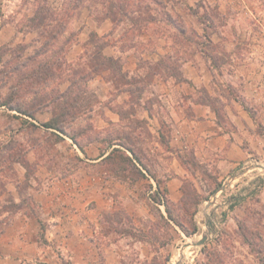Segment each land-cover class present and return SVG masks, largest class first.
Instances as JSON below:
<instances>
[{
	"label": "rangeland",
	"instance_id": "obj_1",
	"mask_svg": "<svg viewBox=\"0 0 264 264\" xmlns=\"http://www.w3.org/2000/svg\"><path fill=\"white\" fill-rule=\"evenodd\" d=\"M38 3L48 4L59 14L65 6L77 5L75 18L60 38V42H67L60 54L67 65L86 76L89 74L87 83L79 81L77 102L81 111L78 110L73 129L80 132L97 125L94 131L102 135L103 121L100 117L97 123L91 121L89 111L98 107L96 113L100 114L109 100L105 97L108 87L102 80L92 81L94 90L91 91L88 83L94 75H105L111 81L109 104L127 112L128 118L123 125L116 123L108 127L107 136L111 140H122L144 159L155 180L160 182L165 197L171 201L175 219L189 231L197 228L188 236L170 220L164 204H156L151 199V184L145 181L135 189V194L124 196L105 214L108 222L101 219L95 233L97 249L88 258L89 264H174L178 251L190 245L193 246L192 256L184 264H262L259 257L264 256V151L252 149L251 144L264 138V0H205L196 7L186 6L187 2L182 0H0V47L8 51L7 56L17 55L18 62L42 47L39 31L26 24L35 14ZM107 9L115 24L112 32L107 31L105 23ZM107 44L110 45L108 51L117 55L119 51L133 50L136 59L126 61L125 65L112 55L110 59L103 52ZM166 45L170 57L164 55L159 61L149 58ZM185 61H191L197 68L200 87L193 89L192 82L175 87V82V92L192 91L199 99L207 90L223 126L232 130L237 116L243 126L247 125L237 133L243 138V147L254 154L239 165L238 172L233 170L223 178L214 158L207 162L197 155L195 148L171 144L169 128H164L165 133L159 138L145 119L132 116L141 104L161 106L156 75H174L179 79ZM94 69L97 71H92ZM57 76L60 79L61 76ZM203 80L208 83V89ZM55 83L52 86L57 85ZM64 83L60 84V90L65 88ZM9 86H3L1 92L7 93ZM123 90L129 91L128 99L118 96ZM29 98L26 96L24 104H28ZM16 100L15 104H22V98L18 99L21 103ZM67 101L72 102L70 97H64L57 104H67ZM227 110L232 115L227 114ZM240 111L252 126H248ZM44 117V114L31 117L0 105V155L4 154L8 161L0 165L3 169L0 172V220L8 214L5 207L9 206V199L16 202L28 199L25 204L28 212L37 207L33 193L39 185L24 181L26 169L15 161L16 157L23 155L34 164L32 181L40 178L36 176L39 168L60 167L61 158H74L70 157L74 152L69 145L58 144L57 136L52 134L54 130L43 126ZM11 141L18 145L7 150ZM40 141L42 147L38 144ZM261 144L259 146L264 148ZM173 159H178L187 171L177 201L171 199L166 187L167 178L174 170ZM71 162V166H78L75 159ZM119 165L129 167L120 160L107 161L103 166L107 176L115 177L113 170ZM132 171L131 168L119 170L121 174L136 177ZM224 184L227 188L217 193ZM232 203L235 205L231 208ZM245 228L256 234L252 247L244 240ZM204 235L207 239L203 244H193ZM192 239L195 242L191 244ZM186 243L190 245L184 248ZM260 250L262 253H258Z\"/></svg>",
	"mask_w": 264,
	"mask_h": 264
},
{
	"label": "crops",
	"instance_id": "obj_2",
	"mask_svg": "<svg viewBox=\"0 0 264 264\" xmlns=\"http://www.w3.org/2000/svg\"><path fill=\"white\" fill-rule=\"evenodd\" d=\"M182 1L187 2L185 4L189 7H196L200 2H205V0ZM105 18L107 31L112 32L115 24L108 14V9ZM109 47L108 44L104 46V54L120 59L124 65L126 61L132 62L136 59V53L133 50L119 51L117 55L109 52ZM158 50L149 58L159 61L163 59L164 55L166 58L171 56L168 45ZM123 69L130 77L126 66ZM196 69L191 61H185L182 67L183 79H178L174 75L167 77L156 75L157 87L161 92L159 95L162 101L161 106L159 108L157 106L147 107L145 104H141L132 116L145 119L153 132L159 135V138H162V134L165 133L164 128H169L171 144H176L180 148L191 146L195 148L197 155L207 162L214 158L221 178H223L231 171L237 170L241 163L252 158L254 153L243 147V138L237 132L247 125L243 126V122L239 121L238 116H235L234 128L229 131L219 122L216 111L210 105L197 101L198 98L192 91L175 92L173 89L175 82V87H180L185 82L189 84L192 82L193 89L200 87L197 84ZM105 74L107 75V71ZM100 80L108 87V95L105 97H109L110 100L111 81L105 75H94L88 83V88L93 91L94 85L91 82ZM202 82L208 89L209 85L206 80ZM63 85H66L65 88L63 87L65 90L69 82H65ZM122 95L127 99L130 97L128 90L118 93L119 97ZM109 100L107 105L102 107L103 110L100 114L96 113L98 107L89 111L91 121L97 123L98 117L103 121L101 136L85 142L81 149L71 137L60 133L63 138L58 141V144L69 145L70 151L74 152L70 157L74 158H61L63 167L61 165L50 168L45 165L37 171L36 176L40 178L34 179V181L32 179L35 176L30 178L29 182L39 185L33 193L36 201L35 206H37L33 210L36 211H20L13 217L5 231L0 234V264H61L63 258L71 259L74 264H89L88 258L93 256L97 249L95 233L101 225L103 213L111 211L124 196L130 197L131 193L135 194V189L145 181L153 185L151 191L157 188V181L145 170L146 177H142L134 183L107 176L103 166L106 163V157L115 147L122 148L132 156V153L124 147L119 139L111 144L104 139L108 127H112L116 123L123 125L128 119L125 116L127 112L118 110V108L114 109L109 104ZM141 101L145 102V98H142ZM228 106L230 105L226 107ZM241 113L246 118L248 126H252V122L248 121L249 118L245 113ZM42 114L46 115L44 122L53 117L50 107L39 110L36 116L39 117ZM227 114L232 115L229 110H227ZM93 127L97 129L98 126L94 125ZM261 139V141H256V144H251L252 149L264 151L263 146H259L261 143V145L264 144V138L261 137ZM78 158L80 159L78 166H71V159L77 161ZM173 161L174 170H171L167 178L166 187L171 199L177 201L181 196V182L187 171L178 159H173Z\"/></svg>",
	"mask_w": 264,
	"mask_h": 264
},
{
	"label": "trees",
	"instance_id": "obj_3",
	"mask_svg": "<svg viewBox=\"0 0 264 264\" xmlns=\"http://www.w3.org/2000/svg\"><path fill=\"white\" fill-rule=\"evenodd\" d=\"M200 5H202V2L198 4V6ZM76 9V4L65 6L63 8V11L61 10V13L59 14V12H56V10L51 8L48 4L46 6H41L39 4L35 10V14L29 17V22H27L26 24L30 28H36V30L39 31V38L42 41V47L41 49L36 50L34 54L26 57V59H22V62H18L17 55L9 54L10 56H7L8 51H6L3 46L0 47V105H5L11 110H17L31 117H35L36 112H38L39 110L50 107L54 111L53 117L49 121L44 122L43 126L46 129L54 130L52 134L57 136V141H60L63 138L60 134L63 133L71 137V139H73V141L77 143V145L81 149H83L85 142L96 139L100 134V131H97L98 133L94 131L93 126H89L87 129H83L80 132H76L77 130L75 131V129H73V124L76 121V115L79 111H81L78 109L80 106L77 102V97H79L78 89L80 88L79 81H85V83H87L89 74L88 76H86V73H81V70L76 69L71 65L68 66L66 61H64L65 59L60 55L66 48L67 44L65 40L60 42L61 35L65 32L66 28H68L69 23L72 21V18H75V14L73 15V13ZM108 14H110V9H108ZM110 16L112 17L113 15L110 14ZM110 59L113 58L110 57ZM92 71H97V69H94ZM58 74L61 76L60 79H58ZM55 81L57 83H55ZM64 82H69V85L65 90H60V84ZM53 83L57 84L58 86H52ZM8 84H10V86L8 87L10 90L7 93L3 94L1 92V89L3 86H8ZM51 93L53 94L52 98H50ZM26 96L30 97V101L27 105L24 104ZM64 97H70V99L72 100L71 104H68L69 101H67V104L58 106L57 101ZM21 98L22 104L14 103L15 99H17L16 103H21L20 100H18ZM212 99L213 98L210 97L207 90H205V95L203 96V98L201 97L197 99V101H201L210 105L216 111L217 115H219L217 106L213 104ZM53 103L55 105H52ZM218 120L220 122L219 117ZM107 135L104 137L106 141H108L110 144L115 141L113 139H109V136ZM119 141H121V143L124 144V147L132 153V156L120 147H115L109 153V155L105 159L106 162L112 160L115 162L116 160H120V163L122 164H129V167H121L119 165L118 168H114L116 169L113 170L115 171L113 173L115 177L121 179H130L131 182L134 183L138 179L146 177L147 172L151 176L156 178L151 168L144 162V159L140 157V155L133 148L127 146L122 140L119 139ZM38 144L42 147L41 141L38 142ZM17 145V142L11 141L10 147H7V150H13L17 147ZM117 153H119V156L117 155ZM79 160L80 159L78 158V160L75 161L76 164H79ZM15 161L21 163L26 169L24 181L29 184V180L32 177V172H34L35 170L33 168L34 164L31 163L23 155L22 158L21 156H18V158L16 157ZM3 162H8L4 154L0 155V165H2ZM113 165V167H115L116 164ZM129 168L133 170L132 172L134 174H137L136 177H134V175L132 176L131 174L130 176L121 174L119 172V170L127 171ZM2 170L3 169H0V172ZM144 170L146 172H144ZM156 181L157 188L152 191L151 199L156 204H164L168 214V218L177 223L188 236L193 235L197 231L196 226L192 231H189L184 228L182 223L175 219L172 214L171 201L166 198L164 192H162L160 182L158 180ZM221 184L222 183L218 184L212 192H215L221 186ZM152 187L153 185H151V189ZM184 190L186 194V188ZM21 199V202H16L15 200H13V198L11 200L9 199L10 204L9 206L5 207V212L8 214L4 216L5 219L3 218L0 220V234L5 231L8 225L11 224L13 217L17 213L24 210L25 212H28L29 208H26L25 206V204L28 202V199ZM185 200L186 199L184 197L183 201ZM31 201H33L32 198ZM196 202L200 203L199 200H197ZM234 205L235 203H232L230 207L232 208L234 207ZM109 212L110 211L104 212L102 216V219L104 220L105 218L107 222L108 220L106 218L108 217H106L105 214ZM246 229L247 228H245V230ZM243 237L245 242L252 247V245L254 244L253 237L255 239L256 234L253 231L247 229V232L243 234ZM258 253H262V251L260 250L258 251ZM259 259L260 262L264 264V256L259 257ZM61 264L74 263L69 258H63Z\"/></svg>",
	"mask_w": 264,
	"mask_h": 264
},
{
	"label": "bare ground",
	"instance_id": "obj_4",
	"mask_svg": "<svg viewBox=\"0 0 264 264\" xmlns=\"http://www.w3.org/2000/svg\"><path fill=\"white\" fill-rule=\"evenodd\" d=\"M189 242L192 244V242H195V241L194 239H192V240H189ZM191 248H193L192 245H190L186 249L179 250L175 258L174 264H184L186 261L190 260L192 256Z\"/></svg>",
	"mask_w": 264,
	"mask_h": 264
},
{
	"label": "water",
	"instance_id": "obj_5",
	"mask_svg": "<svg viewBox=\"0 0 264 264\" xmlns=\"http://www.w3.org/2000/svg\"><path fill=\"white\" fill-rule=\"evenodd\" d=\"M227 188V184H224L218 191H217V193H219L220 191H222L223 189H226ZM216 193V194H217ZM206 239H207V235H204L203 236V238L200 240V241H198V242H195V243H193L194 245H200V244H203L205 241H206ZM190 244L189 243H186L185 245H184V248H186L187 246H189Z\"/></svg>",
	"mask_w": 264,
	"mask_h": 264
}]
</instances>
